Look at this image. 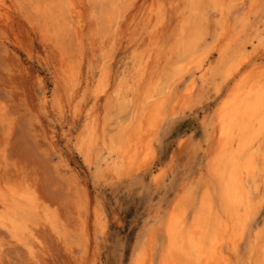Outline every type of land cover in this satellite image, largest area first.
<instances>
[{
    "label": "rangeland",
    "instance_id": "rangeland-1",
    "mask_svg": "<svg viewBox=\"0 0 264 264\" xmlns=\"http://www.w3.org/2000/svg\"><path fill=\"white\" fill-rule=\"evenodd\" d=\"M3 1L8 7L1 3L0 182L33 188L54 217L57 230L66 235L63 242L50 225L36 230L45 246L39 252V264H132L145 236L156 225L158 216H166L172 208L182 186L195 185L198 191L203 188L206 179L201 175L206 173L208 161L202 155L206 129L216 125L220 106L237 84L242 86L257 76L254 66L259 61L253 67L239 68L242 75L235 70L230 77V62L222 65L220 61L219 50L225 42L218 41L215 12L207 10L206 22L192 18V23L204 30L201 48H212L203 64V73H209L205 81L198 78L194 90L188 92L187 85L178 89L164 121L148 137L131 177L117 167L105 166L95 150L75 146L76 136L87 128L85 115L92 107L100 79L98 37L85 36L80 92L70 101L60 60L69 57L78 65L80 52L73 27L39 11V7L55 0ZM232 1L239 3L232 19L249 11V0L227 2ZM129 2L132 6L121 22L112 58L106 59L105 74L111 91L120 78L133 77L134 55L149 52L153 66H157L154 72L163 70L168 58L176 55L180 38L182 0L180 7L172 5L175 0ZM161 8L158 19L155 13ZM158 20L161 30L153 38L151 32ZM257 45H249L247 52L253 53ZM236 58L233 62L239 64ZM57 96L64 112L55 106ZM262 221L264 211L256 226ZM0 243V264H36L2 229ZM245 246L243 242L240 259L245 256Z\"/></svg>",
    "mask_w": 264,
    "mask_h": 264
},
{
    "label": "bare ground",
    "instance_id": "bare-ground-1",
    "mask_svg": "<svg viewBox=\"0 0 264 264\" xmlns=\"http://www.w3.org/2000/svg\"><path fill=\"white\" fill-rule=\"evenodd\" d=\"M129 1L55 0L39 7L45 17L56 22L65 20L73 27L80 52L78 65L69 57L62 56L60 60L70 101L81 87L85 36L98 37L102 54L100 79L92 107L85 115L87 128L78 133L75 146L86 148V151L95 150L107 167H117L119 172L132 177L137 170V160L148 145V137L164 121L178 89L187 85L186 90L190 92L196 88L198 78L205 81L209 71L203 73V64L212 48H201L204 30L199 24H193L192 18L199 17L206 22L207 10L215 12L218 17L215 26L220 32L218 41L225 42L219 47L220 61L222 65L230 62V77L235 70L253 67L259 61L254 66L257 76L242 86L237 84L235 90L231 85L233 94L227 93L229 97L223 99L216 125L206 129L207 143L202 155L208 161L206 173L201 175L206 179L203 188L198 191L195 185L182 186L172 208L166 216H158L156 225L145 236L132 264H264V221L256 226L264 211V173L258 170L250 175L236 163L239 155L250 149L254 150L257 160L264 158V0H249V11L233 19L239 3L182 0L176 55L171 54L167 66L156 72L157 66H153L149 52L134 55L133 77L120 78L111 91L105 74L106 59L116 48L121 22L132 6ZM1 3L8 7L7 1L0 0ZM2 4L0 7L4 8ZM180 4V0H175L172 5L180 7ZM162 12V8L158 9L156 17ZM160 30L161 21L158 20L151 32L153 38H157ZM255 42L258 45L254 54L248 53L247 47ZM234 57L240 60L239 64L233 62ZM237 58L234 61L237 62ZM198 74L201 76L197 77ZM236 74L243 73L238 70ZM217 93H221V89ZM61 104L57 96L55 106L64 112ZM44 225H50L58 239L66 241V235L57 230L54 217L33 188L0 182V229L13 243L21 245L36 264H39V252L45 247L36 230ZM243 242L245 256L240 259ZM2 251L0 243V255Z\"/></svg>",
    "mask_w": 264,
    "mask_h": 264
},
{
    "label": "snow or ice",
    "instance_id": "snow-or-ice-1",
    "mask_svg": "<svg viewBox=\"0 0 264 264\" xmlns=\"http://www.w3.org/2000/svg\"><path fill=\"white\" fill-rule=\"evenodd\" d=\"M237 164L242 165V170L247 171L250 175H254L258 170L264 173V158L257 160L255 158L254 150L241 153L236 161ZM171 225V220H168Z\"/></svg>",
    "mask_w": 264,
    "mask_h": 264
}]
</instances>
